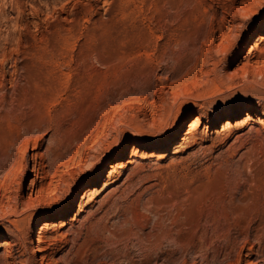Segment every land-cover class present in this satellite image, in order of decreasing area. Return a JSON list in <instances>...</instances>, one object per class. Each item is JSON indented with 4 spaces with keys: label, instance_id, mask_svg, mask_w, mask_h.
<instances>
[{
    "label": "rangeland",
    "instance_id": "374dc122",
    "mask_svg": "<svg viewBox=\"0 0 264 264\" xmlns=\"http://www.w3.org/2000/svg\"><path fill=\"white\" fill-rule=\"evenodd\" d=\"M0 264H264V0H0Z\"/></svg>",
    "mask_w": 264,
    "mask_h": 264
},
{
    "label": "bare ground",
    "instance_id": "6f19581e",
    "mask_svg": "<svg viewBox=\"0 0 264 264\" xmlns=\"http://www.w3.org/2000/svg\"><path fill=\"white\" fill-rule=\"evenodd\" d=\"M45 165H39V164H35L34 165V169H33V172H34V174H35V179L32 181V186L29 188V191H30V201L31 202H33V195H35L36 194V197H37V199H41L42 197H43V191H44V188H46L45 187V184L42 182L45 178H46V175H47V173L44 171L45 170ZM38 180H41V185H40V189H38L37 191L35 190L36 189V187H37V181ZM47 187H48V185H47ZM52 191V190H51ZM50 191V192H51ZM54 193L55 192H51V194H53L54 195ZM54 197H56V196H54ZM59 196H57L56 198H58ZM19 198H22V197H17V198H15L14 200H15V202H16V204H24L25 205V201L23 200V199H19ZM31 202H29V203H31ZM16 204H15V206H16ZM51 204V203H50ZM68 210L67 211H71L72 210V207L71 206H68V208H67ZM11 213V212H10ZM61 214H57V217H59ZM47 218V217H46ZM38 223V222H37ZM48 226H50V225H48ZM46 229H48L47 227H46ZM39 236H38V239L36 240L37 242H39L40 241V239L44 236V235H42V232L40 233V234H38Z\"/></svg>",
    "mask_w": 264,
    "mask_h": 264
}]
</instances>
